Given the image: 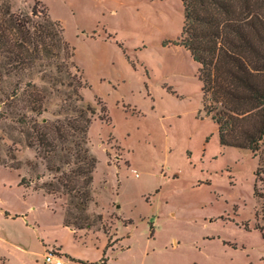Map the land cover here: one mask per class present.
<instances>
[{
	"label": "rangeland",
	"instance_id": "1",
	"mask_svg": "<svg viewBox=\"0 0 264 264\" xmlns=\"http://www.w3.org/2000/svg\"><path fill=\"white\" fill-rule=\"evenodd\" d=\"M34 2L3 0V8L30 13ZM39 10L62 23L88 82L80 89L83 103L98 108L88 132L98 159L93 201L85 212L74 208L94 225L76 234L63 225L68 195H25L18 185L24 173L35 188L61 176L28 145L27 133L73 116L76 104L65 101L72 89L43 81L39 65L18 75L2 69L0 98L20 87L18 100L0 106L7 112L0 115V156L20 168L0 165V264H46L56 249L71 257L62 256L66 264H264L257 158L222 146L203 111L200 65L179 44L182 1L41 0ZM30 83L48 100L40 115L26 109Z\"/></svg>",
	"mask_w": 264,
	"mask_h": 264
},
{
	"label": "trees",
	"instance_id": "2",
	"mask_svg": "<svg viewBox=\"0 0 264 264\" xmlns=\"http://www.w3.org/2000/svg\"><path fill=\"white\" fill-rule=\"evenodd\" d=\"M181 1L184 24L179 44L200 65L203 111L217 125L222 146L249 149L257 158L254 196L262 203L255 212L256 229L264 240V0ZM40 4L41 0H35L30 13L16 14L9 3H5L4 9L0 0V70L6 75H18L39 65L43 81L49 78L72 89L65 101L73 100L76 104L70 108L74 115L34 124L27 133V141L39 157L47 160L49 170L61 174L55 177L57 183L34 188L51 195H68L71 200L64 213V224L77 230L91 228L94 223L75 214L74 208L85 212L93 201L91 185L98 159L91 151L88 132L98 115L97 106L83 103L80 89L88 82L75 61V49L66 39L62 23L39 10ZM47 69L56 70L60 76L46 74ZM30 85L33 90L26 109L40 115L46 111L48 100L37 85ZM19 87L17 84L11 93L4 94L0 106L18 100ZM26 115L21 121L28 123ZM11 157L15 159L14 155ZM56 160L70 168L58 166ZM0 165L20 168L1 156ZM20 185L32 184L23 176ZM70 215L81 224H74ZM101 219L98 216V221Z\"/></svg>",
	"mask_w": 264,
	"mask_h": 264
},
{
	"label": "crops",
	"instance_id": "3",
	"mask_svg": "<svg viewBox=\"0 0 264 264\" xmlns=\"http://www.w3.org/2000/svg\"><path fill=\"white\" fill-rule=\"evenodd\" d=\"M97 111H98V108H97ZM95 120V119H94ZM10 168V167H9ZM10 169H12V168H10ZM19 169V168H18ZM18 169H13V170H18ZM26 173H24V175H25ZM24 175H20L19 176V179H21V177H23ZM19 186H21V187H23L24 188V193H25V195H27L29 192H38V193H42V194H44V195H46V196H50L51 198H52V195L51 194H47V193H44L43 191H41V190H37V189H35L34 187H33V185H30V186H25V185H20V181H19V184H18ZM60 210H62V209H60ZM62 212H63V210H62ZM63 225L64 226H66L65 224H64V212H63ZM66 227H68V226H66ZM71 228V227H70ZM74 230V232L77 234V233H79L78 231H80V230H83V229H79V230H77V229H73ZM56 251L61 255V256H65V257H68V258H70L71 259V257L70 256H68V254L67 253H65L64 251H62L61 249H56ZM99 264V263H98Z\"/></svg>",
	"mask_w": 264,
	"mask_h": 264
},
{
	"label": "built area",
	"instance_id": "4",
	"mask_svg": "<svg viewBox=\"0 0 264 264\" xmlns=\"http://www.w3.org/2000/svg\"><path fill=\"white\" fill-rule=\"evenodd\" d=\"M45 263L46 264H66L62 256L56 251H51L46 254Z\"/></svg>",
	"mask_w": 264,
	"mask_h": 264
}]
</instances>
